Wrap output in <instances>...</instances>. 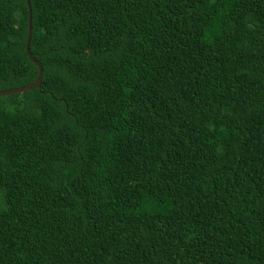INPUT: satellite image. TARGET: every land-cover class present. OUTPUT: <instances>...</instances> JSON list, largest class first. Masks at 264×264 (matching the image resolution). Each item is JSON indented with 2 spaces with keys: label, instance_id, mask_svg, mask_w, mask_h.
<instances>
[{
  "label": "trees",
  "instance_id": "trees-1",
  "mask_svg": "<svg viewBox=\"0 0 264 264\" xmlns=\"http://www.w3.org/2000/svg\"><path fill=\"white\" fill-rule=\"evenodd\" d=\"M29 2L0 264H264V0ZM28 16L0 0V91Z\"/></svg>",
  "mask_w": 264,
  "mask_h": 264
},
{
  "label": "water",
  "instance_id": "water-1",
  "mask_svg": "<svg viewBox=\"0 0 264 264\" xmlns=\"http://www.w3.org/2000/svg\"><path fill=\"white\" fill-rule=\"evenodd\" d=\"M26 1H27V6H28V13H29V16H28V35H27V41H26V49H27L28 57L38 67V75H37L36 79L30 84H27V85H24V86H20V87H16V88H13V89L1 90L0 91V96L23 92L24 90H30V89H33V88H37V87H39L41 85V80H42V76H43L42 64H41V62H39L38 60H36L33 57L32 53L29 50V43H30L31 34H32V23H31L32 16H31L30 2H29V0H26Z\"/></svg>",
  "mask_w": 264,
  "mask_h": 264
}]
</instances>
